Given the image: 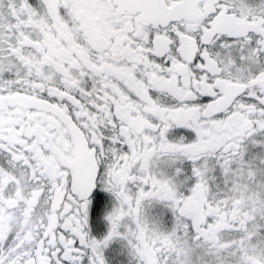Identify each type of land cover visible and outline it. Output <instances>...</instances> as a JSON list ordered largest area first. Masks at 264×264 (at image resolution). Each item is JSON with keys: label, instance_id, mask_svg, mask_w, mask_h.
I'll list each match as a JSON object with an SVG mask.
<instances>
[{"label": "snow or ice", "instance_id": "6c2138e0", "mask_svg": "<svg viewBox=\"0 0 264 264\" xmlns=\"http://www.w3.org/2000/svg\"><path fill=\"white\" fill-rule=\"evenodd\" d=\"M0 264H264V0H0Z\"/></svg>", "mask_w": 264, "mask_h": 264}]
</instances>
